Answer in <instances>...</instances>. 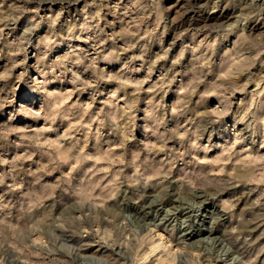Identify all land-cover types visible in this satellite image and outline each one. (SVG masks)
<instances>
[{"label":"rangeland","instance_id":"obj_1","mask_svg":"<svg viewBox=\"0 0 264 264\" xmlns=\"http://www.w3.org/2000/svg\"><path fill=\"white\" fill-rule=\"evenodd\" d=\"M0 264H264V0H0Z\"/></svg>","mask_w":264,"mask_h":264},{"label":"bare ground","instance_id":"obj_2","mask_svg":"<svg viewBox=\"0 0 264 264\" xmlns=\"http://www.w3.org/2000/svg\"><path fill=\"white\" fill-rule=\"evenodd\" d=\"M217 14H218V13H217ZM221 16H222V15H221ZM204 17H205V16H204ZM212 18H213L214 20H216V19L219 18V16H218V15H215V14H214V15H208V16H207V19L204 20V21H205V24H206L207 21L211 20ZM228 18H229V17H228ZM219 19H220V18H219ZM221 19H223V18H221ZM224 20H226V19H224ZM218 21H219V20H218ZM222 21H223V20H222ZM222 21H221V22H222ZM190 22H191V21H190ZM214 22H215V21H214ZM208 23H209V22H208ZM219 24H221V23H218V25H219ZM203 25H204V24H203ZM211 25H212V24H211ZM213 25H214V24H213ZM192 26H193V25H192ZM194 27H195V26H194ZM203 27H204V26H203ZM205 27H206V26H205ZM175 205H176V204H175Z\"/></svg>","mask_w":264,"mask_h":264}]
</instances>
